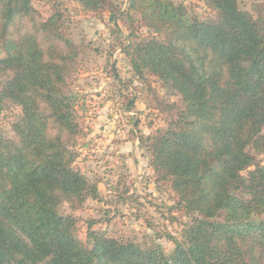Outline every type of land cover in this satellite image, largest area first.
<instances>
[{
    "label": "trees",
    "instance_id": "trees-1",
    "mask_svg": "<svg viewBox=\"0 0 264 264\" xmlns=\"http://www.w3.org/2000/svg\"><path fill=\"white\" fill-rule=\"evenodd\" d=\"M90 12L113 0H74ZM200 18L178 0H129L133 29L125 53L135 74L178 94L167 125L141 135L156 173L190 218L174 247L119 239L78 217L100 191L75 166L83 97L69 77L79 46L61 18L44 19L32 0H0V264H264V0H202ZM163 102V101H161Z\"/></svg>",
    "mask_w": 264,
    "mask_h": 264
},
{
    "label": "rangeland",
    "instance_id": "rangeland-1",
    "mask_svg": "<svg viewBox=\"0 0 264 264\" xmlns=\"http://www.w3.org/2000/svg\"><path fill=\"white\" fill-rule=\"evenodd\" d=\"M32 1L44 19L60 17L80 48L77 70L68 79L70 88L83 97L75 166L98 185L100 197L89 198L75 211L64 204L63 211L78 217L84 241L87 224L93 220L94 228L110 236L145 245L159 242L170 252L174 243L169 237L179 238L190 218L175 206L176 193L156 181L140 137L166 126L181 98L169 94L157 77L137 76L124 50L131 30L139 37L156 34L140 24L137 14H126L129 0H113L118 11L99 13L84 10L74 0ZM178 1L200 18L216 15L202 0ZM258 1L240 0V4L253 12ZM17 112L14 107L0 112V130L11 135ZM259 160L264 165V156Z\"/></svg>",
    "mask_w": 264,
    "mask_h": 264
}]
</instances>
